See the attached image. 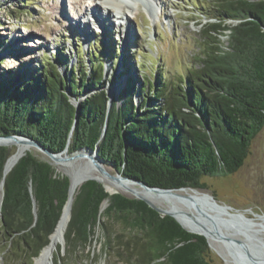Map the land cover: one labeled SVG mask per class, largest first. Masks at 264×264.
Masks as SVG:
<instances>
[{
  "label": "trees",
  "instance_id": "1",
  "mask_svg": "<svg viewBox=\"0 0 264 264\" xmlns=\"http://www.w3.org/2000/svg\"><path fill=\"white\" fill-rule=\"evenodd\" d=\"M200 13L207 22L199 29L193 65L167 81L158 71L157 83L142 86L138 104L137 89L127 85L119 103L108 105L98 89L104 85L100 62L89 71L79 62V71L64 75L47 55L36 68L3 71L0 135H25L52 151L97 144L113 170L164 188H206L202 177L235 173L264 126V0H211ZM81 95L75 107L70 99ZM9 153L0 146V178ZM67 192L68 178L31 152L6 174L0 243L8 264H32L49 243ZM105 198L108 205L100 210ZM97 230L99 256L123 264H212L203 235L142 200L109 195L94 180L74 192L66 257L56 264L90 247Z\"/></svg>",
  "mask_w": 264,
  "mask_h": 264
},
{
  "label": "rangeland",
  "instance_id": "2",
  "mask_svg": "<svg viewBox=\"0 0 264 264\" xmlns=\"http://www.w3.org/2000/svg\"><path fill=\"white\" fill-rule=\"evenodd\" d=\"M91 1L65 0L70 9L67 6L64 9L60 7V0H0V73L9 69L21 72L22 66L36 68L41 61L45 62L42 59L47 55L64 75L72 69L79 71V62L86 66V71L91 64L100 62L103 63L104 85L98 89L106 91L110 87L112 99L119 103V93L130 85L137 89L134 100L138 104L143 96L140 92L142 86L147 82L151 86L157 83L158 71L162 72L163 81H167L185 74L193 65V54L199 50V29L207 22L200 9L211 0H158L152 10L137 3L132 13L123 8L130 25L127 34L123 32L128 27L126 23L120 27L119 15L108 8H100L104 11V16L100 17L104 20V29L99 30L100 25L91 19L85 21L88 15L81 9ZM21 10L26 11L21 13ZM76 21L80 23V33L75 27ZM222 39L226 43V37ZM92 51L96 53L93 55ZM60 57L62 62L58 64ZM83 98L81 95L79 100ZM107 98L109 103L108 95ZM10 148L14 149V146ZM30 150L44 157L35 149ZM201 181L207 187L197 189L214 195L220 204L231 206L233 212L256 221L240 230L264 241V126L253 139L243 165L235 173L204 176ZM199 199L208 201L205 196ZM213 211L212 215L218 213L216 209ZM236 223L242 225L239 219ZM119 228L117 224L114 226V229ZM96 236L97 240L90 247L78 250L73 257L68 256L66 264H123L115 257L99 256L101 235L98 230ZM2 250L3 244L0 243V264H8V259L2 257ZM209 251L212 264H228L210 245ZM62 256L66 257L65 244L64 249L58 244L53 251V263L56 264L58 257ZM34 262L35 259L32 264Z\"/></svg>",
  "mask_w": 264,
  "mask_h": 264
},
{
  "label": "water",
  "instance_id": "3",
  "mask_svg": "<svg viewBox=\"0 0 264 264\" xmlns=\"http://www.w3.org/2000/svg\"><path fill=\"white\" fill-rule=\"evenodd\" d=\"M109 97V100L111 101V97L109 95L108 89L105 91ZM79 99L71 98L70 102L75 106L78 107L79 105ZM109 101V103H110ZM108 103V104H109ZM105 130V129H104ZM103 130V131H104ZM22 145L25 146V150L21 149L19 151L18 146ZM0 146H5L9 149L10 153L5 159V162L3 164L2 172H1V178H0V189H1V196H0V211H1V205L3 201V186L5 182V176L6 174L12 169V167L18 162V160L24 156L27 152L33 153L30 149H35L36 151L40 152L44 157L39 156L42 159H45L48 161V163L54 168V170L68 178V192H67V200L65 201L61 214L59 216V219L57 221V224L61 218V215L63 213V209L66 204L69 206V218L66 223L67 224L70 220L71 217V207H72V201L73 198H71V182L72 180L80 183V185L88 180H94L98 183L101 184L103 187L104 191L107 192L109 195L119 193L122 194L128 198H134V199H139L144 201L146 204H148L150 207L158 211L161 215H171L173 216L181 225L184 227L186 230L198 234V235H203L206 240L207 236L205 232L200 231L199 229H189L185 227V225L178 219V217L170 210L162 208L158 205H156L154 202L149 200L147 197L139 194L136 192L134 188H129L127 187L126 191L129 193L125 192H120V191H108L105 187V185L101 182L99 177L95 175L94 173L96 172L97 174H100L102 177L111 180V181H116V182H131L134 184H137L144 188L147 191L150 192H155L159 195H174V192L178 189L185 188V187H179V188H164V187H159V186H153L149 185L146 182L135 179V178H130L126 177L121 174L118 170H113L111 171L109 164H107L106 161H104L100 156H99V151H98V146L97 144L93 147H79L73 151L68 150V144L62 149L61 151H52L48 149L47 147L43 146L39 141L25 136L21 134H9V135H0ZM14 146V149H11L10 147ZM35 154V153H33ZM37 155V154H35ZM38 156V155H37ZM13 159V162L11 166L6 169V164L7 162ZM59 162H64L67 163V170H59L54 164L59 163ZM112 168V167H111ZM79 185V187H80ZM78 187V188H79ZM77 188V189H78ZM192 188V187H191ZM208 198L213 201V205L220 210V215H227L229 218L228 219H220L219 223H221L223 226L227 225H232L231 219H239L241 221H246L250 222L253 219L246 217L242 213H236L232 211V207L226 204H220L217 199L214 197V195L207 193ZM34 201V199H33ZM35 204V203H34ZM108 205V199L105 198L101 202L100 210H103L104 207ZM34 214L35 212V206L33 208ZM202 215L211 222V225L213 226L214 232H216L221 238H223L226 243L233 249L236 250V256L238 258L237 262L239 264H264V243L262 242V245L259 246L255 242L257 239L253 237L252 234H245L243 233L240 228L236 227V232L242 235V239H231L228 236L220 233L218 229L215 228L217 222L216 219L208 215V213L202 211ZM194 223L199 225L201 229H205V225L201 223L197 219H191ZM56 224V226H57ZM56 226L54 230L56 229ZM66 230V228H65ZM54 232V231H53ZM52 232V233H53ZM51 233V234H52ZM50 234V236H51ZM49 236V238H50ZM208 242V241H207ZM64 244H65V239H64V233L62 235V239L60 241V247L61 249H64ZM209 245V244H208Z\"/></svg>",
  "mask_w": 264,
  "mask_h": 264
},
{
  "label": "bare ground",
  "instance_id": "4",
  "mask_svg": "<svg viewBox=\"0 0 264 264\" xmlns=\"http://www.w3.org/2000/svg\"><path fill=\"white\" fill-rule=\"evenodd\" d=\"M142 1L144 2L145 9L148 8V10H152L154 5L158 4V0H142ZM138 2H139L138 0H131V3L125 0H92L90 4L87 5V7H84L83 13L86 15L89 13V11H91L94 20H96L99 18V16H104L103 14L104 11L100 10V8L110 9V7H114L116 9L115 13L119 15L118 18L120 19V23H121L120 27H122L123 24L125 23L128 26V27L126 26L127 27L126 30H123V32L125 31L127 34L128 32H130V29H128L130 25L128 23L127 14L124 11H122V9L125 6H131L132 4L136 5ZM100 4H102L103 6H101ZM61 6H63L62 0H60V7ZM132 9L133 7H130L129 12L132 13ZM79 18L81 19V17ZM85 21L89 22L90 20L88 19V17H86ZM79 24L80 23L77 22L75 27L79 28ZM80 31L81 29L79 28V33ZM108 91L112 99V96H111L112 93H110L111 92L110 87L108 88ZM18 149L19 151L21 149L25 150V146L19 145ZM12 162H13V159H10L7 162L6 169H8L11 166ZM54 165L59 170H64V171L67 170V163L59 162V163H55ZM94 174L99 177V179L105 185L108 191H120V192H125L129 194L126 191L127 187L134 188L137 193L147 197L149 200L154 202L156 205L172 211L178 217V219L185 225V227L189 229H195V230L200 228L199 229L200 231L205 232L207 236V241L210 247L218 251L226 259L228 264H239L237 262L238 258L236 256V250L231 248L223 238H221L216 232H214L213 230L214 228L211 225V222L202 215V211L208 213V215L215 218L217 222L215 228L218 229L220 233L228 236L231 239H240V238L242 239V235L236 232V227L241 228L243 230L245 229V226L251 225L255 223L256 221L246 222V221L240 220V223L242 225L238 226L236 223L238 219L235 218V219H231L232 220L231 224L233 223L231 226L230 225L223 226L221 223H219V220L228 219L229 217L225 218L224 216H227V215H220V210H218L213 205V201L208 198L207 193L197 188L185 187V188L176 190L174 192V195H166V196L162 195L161 196L155 192L147 191L141 186L131 183V182L111 181V180H108L102 177L100 174H97L96 172ZM79 185L80 183H77L72 180L71 198H73L74 192L77 189V186ZM0 196H1V189H0ZM202 196H205L208 199V201H205L206 199L203 201L200 200L199 197H202ZM212 209L213 210L216 209L218 213H216L215 215H212L215 213ZM68 218H69V206L68 204H66L63 209L61 218L56 226V229L50 236L49 243L42 249L40 254L37 257H35V262L33 264H54L53 259H52L53 251L57 247V245L60 244L62 235L65 232V228H66L65 226L68 221ZM192 218L197 219L201 223H203L205 225L204 226L205 229L204 230L201 229L199 225H197L191 220ZM262 220H261L262 224L264 225V218H262ZM243 233L251 234L248 232H243ZM253 237L257 239L256 241H253L257 245L261 246L262 242L264 243V241L261 240V238H257L256 236H253Z\"/></svg>",
  "mask_w": 264,
  "mask_h": 264
},
{
  "label": "flooded vegetation",
  "instance_id": "5",
  "mask_svg": "<svg viewBox=\"0 0 264 264\" xmlns=\"http://www.w3.org/2000/svg\"><path fill=\"white\" fill-rule=\"evenodd\" d=\"M231 230H233V229H231ZM227 234V233H226Z\"/></svg>",
  "mask_w": 264,
  "mask_h": 264
}]
</instances>
